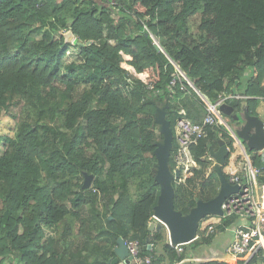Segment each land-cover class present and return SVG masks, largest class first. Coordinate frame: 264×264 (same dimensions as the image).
<instances>
[{"label":"trees","instance_id":"16d2710c","mask_svg":"<svg viewBox=\"0 0 264 264\" xmlns=\"http://www.w3.org/2000/svg\"><path fill=\"white\" fill-rule=\"evenodd\" d=\"M124 61L137 73L155 67L153 89ZM180 70L203 96L183 78L171 93ZM225 80L229 93L246 80L248 95L264 97V0H0V118L15 123L13 135L0 134V264H108L120 236L138 239L152 264L183 260L165 229L157 238L148 229L160 194L155 113L169 101L174 170L178 118L205 111ZM220 138L233 147L222 122L209 126L192 146L199 167L173 180L184 214L219 190L208 153Z\"/></svg>","mask_w":264,"mask_h":264},{"label":"built area","instance_id":"2783aa9c","mask_svg":"<svg viewBox=\"0 0 264 264\" xmlns=\"http://www.w3.org/2000/svg\"><path fill=\"white\" fill-rule=\"evenodd\" d=\"M154 43H156L155 40ZM184 77L186 74L180 70V75L171 80V93L175 91L177 79ZM144 81L149 84V89H153V79ZM180 89L185 91L188 88L182 83ZM220 100L215 102L206 100V112L201 121H194L185 116L177 120L175 161L176 168L181 170L178 178L180 182H185L194 174V168L199 167L192 154V146L208 134L209 126L223 122L218 110ZM181 110L184 112L183 108ZM229 133L235 136L233 132ZM241 165L243 170L241 174L230 171L229 179L233 184L239 185V190L231 193L222 202L223 213L219 215V219L231 216L242 219V223L234 229V237L228 246V251L242 257L241 264H264V182L259 181V176L264 173V166L255 165L248 157L241 160ZM204 230L210 234L215 231V226L213 223H208ZM125 243L132 256L129 264H138L142 243L138 239H125ZM180 245L182 244L175 245L179 252ZM145 262L151 263V257L146 256Z\"/></svg>","mask_w":264,"mask_h":264},{"label":"water","instance_id":"95a60500","mask_svg":"<svg viewBox=\"0 0 264 264\" xmlns=\"http://www.w3.org/2000/svg\"><path fill=\"white\" fill-rule=\"evenodd\" d=\"M67 40L75 39V35L69 31ZM90 41H88L89 43ZM159 47L158 43H155ZM184 81L191 82L188 76L183 78ZM192 83V82H191ZM202 95L200 90L194 87ZM170 103L168 100L157 106L155 120L159 124V130L163 138L156 141V148L153 153L157 158V172L155 179L160 184V194L158 201L154 206V216L149 222L148 229L153 233L152 238H157L154 232L165 229L168 233L170 243L186 244L197 238L201 220L210 214L223 213L222 202L233 192L239 190L238 184H233L223 170L226 164L230 149L224 139H219L220 147L215 150L212 146L209 148V154L216 161L213 170L219 176L220 187L218 193L211 199L204 200L197 197V203L191 210L184 214L182 210L175 207V187L173 180L179 178L181 170L172 169L170 165L171 154L174 149V131L171 122L168 119V109ZM258 117V116H257ZM260 125V121L258 122ZM258 142L254 146L262 149L264 147V121L261 122L258 134L255 135ZM94 178L93 174H85L84 187L89 188ZM143 247L152 248V243L145 240ZM115 256L112 257L108 264H129L132 256L129 254L125 238L120 236L114 247Z\"/></svg>","mask_w":264,"mask_h":264},{"label":"crops","instance_id":"0c3cea01","mask_svg":"<svg viewBox=\"0 0 264 264\" xmlns=\"http://www.w3.org/2000/svg\"><path fill=\"white\" fill-rule=\"evenodd\" d=\"M251 70L252 69L250 68V71L246 74V76L249 77L252 74H256V72H253ZM143 73L144 72H141L140 74L135 71V74L137 75L140 74L139 76L142 78H144L143 76H141L144 75ZM226 81L227 80H225L224 83L223 82L221 83L222 89L221 91L219 90L220 93L217 100L222 99L220 100L221 103L218 107V110L223 118V124L226 123L227 125L225 126L226 130H230L235 134V136L230 134L232 137L233 147H230L226 143L230 149V153L228 155L226 164L223 166V170L226 173V175L229 177L230 171H236L240 174L243 172L241 160L245 157L250 158L253 162L254 161L253 158L256 157V155L257 156L259 155L261 157L260 165L264 166V147L260 149L254 146L256 142H258L255 135L258 134L259 127H261V122L264 121V97H256L253 95H248L245 92L246 80L242 84H239V81L236 80L235 84L232 87V93H229L225 89ZM217 86H219V83L217 84ZM184 93L189 94V90L184 91ZM232 99L240 100L242 101V103L237 105L236 104L232 105L230 103ZM253 104H255L256 106L258 117L252 115L250 112L249 107L250 105ZM205 112L206 109L205 111H201L200 114L195 115V119L193 120L195 121L202 120ZM259 121H260V125H258ZM219 147H220V143L217 146V148H215V150H217ZM208 157L211 161L210 167L208 168V173H209L213 171V167L216 161L213 157H211L209 153H208ZM217 177L219 179L218 174ZM208 223H213V225L215 226V231L210 234H207L206 231L204 230V227ZM241 223H242V219H240L238 216H231V217L219 219V214L206 215L200 222L198 233L202 236H207V237L209 236L210 237L209 241L205 244L198 246L195 245L193 242L180 245L179 247L181 249L180 252L181 253L185 252L186 256L184 257L183 260L175 264H184L186 261L201 262L202 264H206L205 262L209 260H217L219 262H224L227 264H241L242 257H240L239 255H234L233 253H230L228 251V246L234 237V229L237 228ZM152 248H153V243H152ZM146 256L152 257V255L149 253L140 255V261L138 264H147L145 262ZM8 264H14V263L12 262ZM149 264H152V258H151V263Z\"/></svg>","mask_w":264,"mask_h":264},{"label":"rangeland","instance_id":"374dc122","mask_svg":"<svg viewBox=\"0 0 264 264\" xmlns=\"http://www.w3.org/2000/svg\"><path fill=\"white\" fill-rule=\"evenodd\" d=\"M139 7V9L140 10H142V11H145V8L144 7H142L141 5H139L138 6ZM145 13V12H144ZM67 31V30H66ZM65 32V31H64ZM69 32V31H68ZM68 32H65V36H67V34H68ZM73 40L74 39H71L70 40V42H73ZM155 42L156 43H158V44H160L159 43V40H158V38H157V40H155ZM160 46V45H159ZM73 58V54H70L68 57H67V59L68 60H71ZM125 58L126 59H131V56L130 55H126L125 56ZM124 64H127V66L129 65L130 67H126ZM122 65L126 68V69H129L131 72H133V73H135V71H134V69L132 68V66L127 62V61H124L123 63H122ZM144 73V75H141V76H143L144 78H142L143 80H145V78H146V80H150V79H156V77H157V75H158V73H157V70H156V68L155 67H153V66H151V67H147L146 68V70L145 71H143ZM141 74V73H140ZM139 74V75H140ZM138 75V76H139ZM140 77V76H139ZM189 84L190 85H192V83L191 82H189ZM193 86V85H192ZM223 123V122H222ZM225 124V126H227L226 125V123H224ZM14 127H15V123H14V120L12 119V118H10V117H8V116H4V117H1L0 118V134H5V133H7V134H9V135H13L14 134ZM22 138H23V140L25 141V142H27V141H29V140H31L33 137L31 136V134L29 133V132H25L24 134H23V136H22ZM3 149V146L0 144V151ZM215 176V175H214ZM133 191H134V189H133ZM219 191V190H218ZM218 191H217V193H218ZM28 213H29V211L28 210H26ZM44 228V230H45V232L47 233V234H52L53 235V231L49 228V227H47V226H44L43 227ZM75 230H77V226H76V229Z\"/></svg>","mask_w":264,"mask_h":264}]
</instances>
